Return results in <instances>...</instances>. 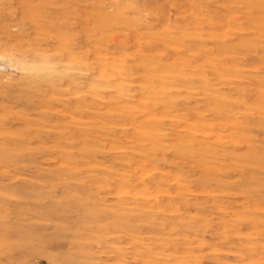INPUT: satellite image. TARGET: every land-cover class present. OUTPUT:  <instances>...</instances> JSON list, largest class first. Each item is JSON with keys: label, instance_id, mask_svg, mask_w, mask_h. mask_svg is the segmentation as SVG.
I'll return each mask as SVG.
<instances>
[{"label": "rangeland", "instance_id": "obj_1", "mask_svg": "<svg viewBox=\"0 0 264 264\" xmlns=\"http://www.w3.org/2000/svg\"><path fill=\"white\" fill-rule=\"evenodd\" d=\"M0 52V264H264V0H0Z\"/></svg>", "mask_w": 264, "mask_h": 264}, {"label": "clouds", "instance_id": "obj_2", "mask_svg": "<svg viewBox=\"0 0 264 264\" xmlns=\"http://www.w3.org/2000/svg\"><path fill=\"white\" fill-rule=\"evenodd\" d=\"M31 66L22 64L12 53L0 52V73L27 71Z\"/></svg>", "mask_w": 264, "mask_h": 264}, {"label": "bare ground", "instance_id": "obj_3", "mask_svg": "<svg viewBox=\"0 0 264 264\" xmlns=\"http://www.w3.org/2000/svg\"><path fill=\"white\" fill-rule=\"evenodd\" d=\"M189 2H190V1H189ZM178 8H179V7H178ZM192 10H193V9H192ZM182 11H183V10H182ZM182 11H181V12H182ZM177 18H178V17H177ZM145 19H146V18H145ZM183 19L185 20V18H183ZM189 24H190V23H189ZM228 25H229V23H228ZM217 27H218V26H217ZM219 27H220V26H219ZM219 27H218V28H219ZM227 27H228V26H227ZM199 29H200V28H199ZM219 29H220V28H219ZM196 30H197V29H196Z\"/></svg>", "mask_w": 264, "mask_h": 264}]
</instances>
